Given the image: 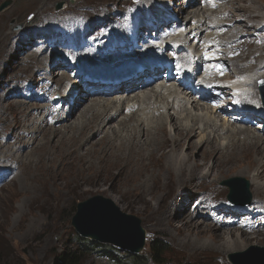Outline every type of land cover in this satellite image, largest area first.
<instances>
[{
	"label": "bare ground",
	"instance_id": "bare-ground-1",
	"mask_svg": "<svg viewBox=\"0 0 264 264\" xmlns=\"http://www.w3.org/2000/svg\"><path fill=\"white\" fill-rule=\"evenodd\" d=\"M25 1L28 3L35 0ZM41 1L46 2L45 0ZM78 1L79 5L72 8L67 7L60 13L50 11V6L32 12L33 16H39L38 22H42V24L38 28H34V24H30L31 28L28 34L16 31L7 33L9 34V41H7L10 42L8 45L10 53L13 52L16 56L14 60H17H13L14 62L12 59L9 60V53V55L6 54L7 63L12 61L11 66L20 65V72L23 75L31 73L27 76V79L32 81L26 83L28 90L39 82L46 81L49 84V89L57 91L62 97L59 101H52L27 95L25 97H28V100L17 101L15 106L3 107V104L12 103H4V100L15 94H20L16 84L21 80L14 81L13 78L5 80L4 86L11 81V86L16 88L12 93L11 89L1 93L3 89L0 85V108L11 110L14 118V122L9 125L8 133L5 136L6 145L16 146L14 155H11L9 151L6 156L0 155V190L11 184L19 172L24 169L26 153L36 152L37 154V151L45 147L39 144L38 139L34 137L36 133L37 137L44 136L49 146L51 145L50 139L55 138L54 130L58 131L64 128L67 132L59 131L61 135H65L64 140L58 141L59 146L63 147L65 143L75 140L79 142L76 145H84L89 137H93L94 141L100 143V145L93 143L89 146L90 148L85 145L77 149L76 155L81 156V149L89 148V152L83 154L82 157L83 159L88 157V160L92 161L87 168H79L76 171L82 184L87 183L85 174L90 171L92 176L94 175L93 184L97 186V189H103V186L110 183V179L112 185L106 189H117V193L124 198L129 196L127 194H130V191H139L141 195H150V183L158 189L159 178L162 179L161 177L166 174H168L167 180L170 178L178 185L185 180L188 182L192 171H196L211 159L209 158L211 155L203 153L193 156L200 149L208 150V152L210 150L212 155L221 158L220 161L218 160L219 164L212 163L207 174L212 168H223V173L228 175L234 172L239 175L243 174L250 179L256 195L263 192L264 127L261 131H257V129L254 130L252 127L242 124L248 120L253 122L264 119V108H261L255 91L258 80L264 79V3L262 0L259 3L255 0H212V2L209 0H187L184 3L180 1L176 3V0H139L135 5H131L128 0ZM92 2L95 5H92ZM57 3L54 4V11ZM127 7H131L130 14L126 11ZM102 10L110 16L107 33L103 38L106 44L100 41L102 39H99L102 49L89 52L90 48H97V45L89 38L87 26L99 19L97 13ZM71 15L75 18L71 22L75 32L67 31L68 34L73 33V37H70L67 42H61L65 46L63 53L40 47L43 44L40 38L46 39L40 36L41 31L52 26L64 30L67 28V19ZM194 18L197 19L196 27L189 28L188 31L185 30ZM150 28L159 34L163 32L157 40L163 42L161 50L148 40L147 35ZM82 30H84L83 33ZM192 31H196L195 35L190 34ZM170 36H174V39L167 40ZM192 39L197 40L198 43L205 41L207 50L204 52L211 49L213 50L212 55L203 60V52H198L196 48L192 49V53H188L189 51H186L185 48L191 46L189 43ZM6 48L4 44L2 49ZM180 49L183 50L180 51ZM168 50L173 51L174 54L172 53V58L167 64H151L150 67H146L143 69L144 71L135 75L96 83L82 81L78 76L73 81V78L66 76L72 69H75L78 75L81 74V69L101 73L112 66L129 63L128 59L135 61L148 55L159 58L168 54ZM18 55L20 56L18 57ZM55 56L59 57L58 61L48 63L49 59L51 60ZM18 58L21 61H18ZM174 62H177L176 68ZM205 62H210L214 66L205 67ZM58 64L67 73L66 71L60 72L62 76L56 79L53 69ZM190 66H193L194 71L203 69L199 78L193 74L189 80L181 78L174 83L175 78L171 74L166 82L155 85L161 81L162 73H170L171 70H174L182 76L184 72H187L185 71L186 67ZM9 71L11 70L9 69ZM3 74L0 70V79L3 78ZM58 82L60 85L57 88L55 84ZM195 86L199 88L194 89ZM78 88L83 92L76 93ZM250 88H252L251 91H249ZM121 90L129 92L126 95L127 98H118L125 94L120 93ZM31 99L41 104L37 112H34L32 107L29 108V104L30 106L34 105L30 103ZM77 100L81 102L78 103ZM129 103H131L130 106ZM0 112L3 111L0 110ZM64 112H67L66 118L61 116ZM234 114L242 116L241 122L238 121L239 117H235ZM132 117L134 118L133 123L130 124L129 121ZM6 121L8 122V120ZM168 128L173 131V136L169 137ZM159 136H162L163 140L165 139L167 143L165 147H156L160 142L158 141ZM195 137L198 139L193 141L192 139ZM208 143L214 144V147L208 148ZM184 145H186L185 152L180 151ZM247 146L258 148L259 152L263 154V161L259 162L256 155L248 154L250 148H246ZM145 148H152L148 160L145 158L148 161V169L141 171L146 169L141 166L140 170L132 169L131 165L135 159L138 160L136 167L143 161L142 155L143 152H146L143 151ZM219 150L224 151L219 152ZM243 150H245L244 157L253 156L252 160L246 163L244 170L242 167H236V169L235 166L227 167L231 164L244 162L245 158L240 161L243 156L236 157L232 160L233 162L229 160V156L237 155ZM229 153L231 154L228 155ZM135 155H138V158H135ZM157 155H161L160 168L151 171V165H154L152 159ZM191 158L195 160L191 161ZM254 158H256L255 161ZM102 159L104 160L103 164H101L102 162L99 164L98 162ZM30 163H26V165H30ZM53 163H55L54 159H47L44 162L45 166H50ZM55 166L51 167L52 171ZM226 167L227 169H225ZM62 169L64 168L60 167L56 172ZM185 171L188 174L184 173ZM142 174H147V176L139 180L137 176ZM133 175H136L134 184L131 181ZM120 178L123 179L121 185H119ZM114 179H117V182H114ZM45 180L27 183L26 187H22L25 189L24 192L27 191V194L30 195L27 199L38 196L37 189L39 186L45 187ZM196 181L199 182L200 179ZM198 187H196L191 201L184 199L187 201L179 204L180 207L187 208L185 215L190 221L183 215L181 216V208L180 217L175 215L176 213L172 212L174 206L170 203L168 212L166 211L168 218L170 217L166 224L168 228L173 229L174 219L177 217L185 224L191 223L192 228L197 230L196 236L204 235L210 228L192 221L204 222L210 225L215 232H222L225 229V231H236L238 234L235 235L224 234L225 238L223 239L225 241L227 239L229 242L222 244L225 246L224 249L227 248L226 250H230V252L236 251L240 246L242 248L249 242L250 238L243 237L242 234L264 235V201L256 199L253 202L254 196H251L249 205L235 209L226 204L218 189L219 193L215 194L211 190V195L207 199H201L197 194ZM189 188H191V184ZM129 189L132 190L129 191ZM181 195L184 193L182 192ZM180 198H176L175 201ZM140 199L143 200V198ZM156 211L158 212V210ZM219 212H226L234 219L226 214L217 217ZM239 213H245L246 219L242 221L238 219ZM193 245L196 246L197 243L193 242ZM219 261L226 264L223 258Z\"/></svg>",
	"mask_w": 264,
	"mask_h": 264
},
{
	"label": "rangeland",
	"instance_id": "rangeland-1",
	"mask_svg": "<svg viewBox=\"0 0 264 264\" xmlns=\"http://www.w3.org/2000/svg\"><path fill=\"white\" fill-rule=\"evenodd\" d=\"M4 1L5 0H0V5ZM10 1L11 4L0 13V53H1L0 70L4 73L3 78L0 79V85L1 88L3 89L1 93L6 92L7 89H11L10 92L12 93V91L16 89L11 86V81L9 82L8 85L4 86L5 82L8 81L10 78H13L14 81L21 80L22 82L20 81L17 82L16 84V87L20 94H15L11 98L9 97L6 100H4L3 101L4 103L6 102H12V103L3 104V107H9L10 105L15 106L17 105L15 104L17 101L24 99L25 101L28 100V97L27 98L25 97L27 95H32L36 98H41L45 100L59 101L62 95H60L57 91L53 89H49V84L46 81H41L28 90V86L26 83H31L32 81L27 79V76L31 75V73H29V75H23L20 72L21 71L20 65L11 66L12 61L14 60V58H16V56L15 54H13V52L10 53V46H8L10 44V42H8L9 34L10 32H15V31L25 32L26 34H28L29 29L31 28L30 24H34L33 27L38 28L42 24V22L40 23L38 22L39 16L36 17L33 16L32 12L34 11L50 6V11H52L53 13H60L62 10L66 9L67 7L72 8L76 5H79L80 2L78 0H73L74 2L73 4H71L70 3L71 0H53V2L50 3H49L50 0H45L46 2H43L41 0H35L33 2H28V3L25 0L24 1L10 0ZM138 1L139 0H135V1L128 0V2H130L131 5L137 4ZM178 1L184 3L187 0H176V3ZM255 1L257 3L261 2V0H255ZM55 2L63 3V8L57 12L53 10ZM262 3H264V0H262ZM91 4L95 5V3L93 2ZM126 11L127 13L130 14L131 7H127ZM97 14L99 15V19L89 23L87 26V28L89 29L88 30L89 38L95 41V44L97 45V48L94 47L90 48L89 52L93 50L94 51L99 50L100 48L102 49V46L99 43V39H102L100 41L104 42L103 38L105 37L108 29V19L110 18V16H108V13L102 10L99 11ZM74 19L75 18L73 17V15L68 17L67 28H65L64 30H62L60 27H55V26L42 30L40 36L46 39L40 38V41H43V44L40 47H44L49 51L63 53V50H65V46L62 45L61 42H67L70 37H73V33L68 34L67 31L75 32L73 31L74 26L71 24V22ZM196 20L197 19L195 18L192 19L191 23L188 24L185 30L193 27L195 28ZM83 32L84 30H82V33ZM162 33L159 34V32L157 31L153 32V29L150 28L148 30V35H147L148 40L156 44L159 50L163 48V42L161 41L159 42L157 40H159V36L162 35ZM195 33L196 31H192L190 34L195 35ZM3 34L5 35L4 38H3L4 36ZM205 36L206 33L204 34V37ZM173 37L174 36H170L169 38H167V40H173L174 39ZM2 38L3 40L4 39L5 40L3 41ZM190 43L189 45H191L190 46L191 48L188 45L189 48H185L186 51H189L188 53H192V49L196 48L198 52H203V60H206L213 53V50L211 49L208 50V52H204L205 50H207V48L205 47L206 46L205 41L198 43L197 40L192 39ZM4 44L7 47L6 49H2L4 48ZM104 44H106V42H104ZM181 50L183 49H180V51ZM9 53H10L9 60L12 59V61H10V63H7L6 56L9 55ZM167 53L168 54L170 53L171 55L166 54L164 56H160L159 58H155L153 55L152 56L148 55L143 58H139L135 61L128 59L127 61L129 63L125 65L120 64L119 66L118 65L112 66L108 70H104L103 72L101 71V73L99 71H91V70H83V69H81L82 71L81 74L79 75L75 69L69 70L67 73V71L65 69L63 70V68L59 64L54 67L53 72H54V77L56 79L62 76L60 72L66 71L67 73L66 76L68 78H73V81L77 79L76 76H78L82 81H86L88 83L115 80L118 77L129 76L133 74L135 75L137 73H140L146 67H150L151 64H156V63L167 64L169 59H171L172 55L174 54L173 51L170 52V50H168ZM19 56L20 55H18V57ZM42 57L44 58V56ZM58 59L59 57L55 56L51 60L49 59L48 63H56ZM14 61L17 60L15 59ZM18 61H21V59L18 58ZM176 65L177 62H174L175 68ZM204 66L213 67L214 65L211 64L210 62H205ZM9 69L11 71H9ZM185 71L187 72H184L182 76L178 75L177 71L174 70H171L170 73L169 72L162 73V78L160 79L161 81L159 83L155 82L156 83L155 85L157 86L160 83L166 82L169 76H171V74L172 77L175 78V82L174 80H172V82L174 83H176V81L181 78L182 79L185 78L186 80H189L190 76L193 74H195V76L199 78L203 72V69L194 71L193 66H190V67H186ZM71 73L73 74V76ZM148 77L152 78V76L149 75ZM55 85L58 88L60 82L56 83ZM198 88H199L198 86L194 87V89H198ZM255 89L258 95L261 108H264L258 94L257 83L255 85ZM251 90L252 88L249 89V91ZM79 92L81 93L83 92V90L78 88L76 90V93ZM120 93H125V94L118 96V98H122V97L127 98L126 95L129 92H125V90H121ZM94 94L96 95L98 93H94ZM76 102L80 103L81 101L77 100ZM30 103L34 105L30 106L29 104V108L32 107L34 112H37L41 104L33 99L30 100ZM130 104L131 103H129V106ZM124 107L127 106L124 105ZM0 110L3 111L0 112V155L6 156L9 153L11 155H14L16 153L14 151V148L16 146H7L5 141L6 140L5 136L8 133L9 125H11V123L14 122L12 111L3 108H0ZM66 113L67 112L62 113L61 116L66 118L67 117ZM234 116L239 117L238 121L241 122L240 119H242V116H240V114H234ZM133 119H134L133 117L130 119L129 121L130 124L133 123ZM6 120H8V122ZM242 124L252 127L254 130L257 129V131H261L264 127V119L262 121L255 120L253 122H251V120H248L246 121V123L243 122ZM59 131L67 132V130L64 128H61L58 131L54 130V132H56L55 138H53L52 134H50L53 138L50 139L51 141H49L51 144L49 145L50 147L47 145L48 141L44 139V136L37 137L38 135L36 133L34 137L38 139L39 144L44 145L45 147L37 151V154L36 152L26 153L24 158L26 160V162H24L25 165L24 169L19 172L18 176L11 184L6 186L4 189L2 188L0 190V264H61L62 255L64 254L69 255L79 246L77 245L78 240L76 237L78 236V234L74 231L73 227L71 226L72 219L77 214V205L94 196H101L105 199L112 201V203L115 205L116 208H118L120 212L127 215H132L141 221L140 226L145 231V246L143 251L139 254L140 256L143 257L149 254V245L152 240L162 239L163 241H165L168 244V252L163 257L162 264H222L219 261L222 258L226 264H231L228 261L227 258L228 256L245 252L250 246H253L255 248L264 247V235L248 236L242 234L243 237L247 236L248 238H250L249 242L243 245L242 248L241 246L238 247L236 251H232V252H230V250L227 251L226 250L227 248L224 249L225 246L223 244L229 241L227 239L226 241L225 239H223L225 238L224 234L232 233L235 235L238 233L236 231L234 232L228 230L225 231L226 229L222 230V232L221 231L215 232V230L212 229L210 225H207L206 223L201 221L199 222L192 221V222L200 223L205 227L208 226L210 228V230L207 231V233H205L204 235L202 234L196 236L195 234L197 233V230H194V228H192L193 226L191 225V223L185 224L184 222H181L182 220L180 221L179 218L177 217H175L176 219H174L173 229L167 227L166 224L170 220V217L168 218L167 215L170 203L172 206H174L172 207L173 208L172 212L174 214L176 213L175 215H179L181 212L182 213L181 216L183 215L184 217H186L185 211H187V208L185 209L184 206L180 207L179 204L183 201H187L184 199H188L189 201H191V199H193L191 197L194 196V191L198 186L199 187L197 188L198 189L197 194L201 199H207V197L211 195V190L214 191L215 194L219 193L218 190H220L221 196L226 202V204H228L229 207L236 209V207H242V206H237V205L235 206L227 201L226 195L228 193V189L224 186H221V183L228 179L242 178L248 181L249 183L250 195L252 197L254 196L253 202L256 199L257 201L260 200L264 201V191L261 193H257L256 195L250 183L251 181L246 175L243 174L239 175L236 172L229 175L224 174L223 168L220 169L212 168L210 173L207 174L209 168L212 167V163L219 164L218 162L221 160L219 156L212 155L213 153L210 150L209 152L208 150H205L206 151L205 152L204 150L202 151V149H200L195 152L193 156L197 154L202 155L203 153L204 155H208V156L211 155L209 156V158L211 159H209L207 163L204 164L205 166L203 165L200 168H198L196 171H192V174L188 182L187 180H185V182L178 185L176 181H172L170 178H169L170 180L169 182V180L166 179L168 174H166L163 177H161L162 179L159 178L160 182L158 183V189H156V186H154V184L150 183V191H149L150 195H145V194L141 195L139 191L133 192L130 191L132 189H129L130 194H127L126 192V194L129 196L127 198H124L117 193V189H106L109 188V185H112L110 179H109L110 183H108L107 185L105 184L106 186H103V189H97V186L93 184L95 180L94 175L92 176V173L90 171L85 174L87 176V178L85 179L87 180L86 181L87 183L85 184H82L80 176L76 173V171L79 168H87L88 166L91 165L92 161L88 160V157L87 158L84 157L83 159L82 155L89 152V148H90L89 146H91L93 143L96 145H100V143L98 144L96 141H94L93 137L92 138L89 137L87 143L86 144L83 143L84 145H76V143L79 142L75 140L74 142L65 143L66 146L64 145L62 147L58 145V141L64 140L65 135H61ZM168 135L169 137L174 135L173 131H170L169 128H168ZM197 139L198 138L195 137L192 140L196 141ZM158 141H160L159 144L160 143L161 144L160 145L157 144L156 147L162 148L165 147L167 144L165 139L163 140L162 136L158 137ZM85 145H87L89 148L88 149L87 147L86 149L82 148L81 149L82 152L80 151L81 156H79V154L76 155L77 149L80 146H85ZM185 147L186 145L181 147L180 151L185 152L186 149ZM212 147H214V144L208 143V148L211 149ZM246 148H250V152H248V154L252 153L253 156L256 155V157L259 158V159L257 158L259 162L263 161L262 155L264 153L262 154V152H259L258 148L255 149L252 146H247ZM151 150L152 148L143 149V151L147 152V153L143 152L142 155L143 161L140 163L138 167H136V162L138 160L135 159L131 165L132 169H136V168L139 169L141 166L142 168H146L145 170H141V171H146L148 169L147 160L151 154ZM245 150H243L241 153L237 155L229 156V160L233 162L232 160H234L236 157L241 158L243 154H245L244 153ZM166 151H169V149H166ZM223 151L224 150L222 151L219 150V152H223ZM230 154L231 153H229L228 155ZM253 156L252 155H250L249 157L243 156L240 159V161H242L245 158L244 162H239L238 164L234 163L235 165L231 164L228 165L227 167L235 166L234 167L235 169L236 167L237 168L242 167V169L244 170L246 163H248L249 160H252ZM160 157L161 155L160 156L157 155L154 159H152L154 160V163L152 161V164L154 165H151L152 167L151 171L156 168H160L159 166V164H161V161L159 160L161 159ZM135 158H138V155H135ZM145 158H147V160ZM193 158H191V161L195 160ZM47 159H54L55 163L51 164L50 166H45L44 162ZM253 160L255 161L256 158H254ZM103 161L104 160L102 159L98 163L100 164L102 162L101 164H103ZM33 162H35L36 164ZM26 163H30V165H26ZM54 165L56 166L52 171L51 167ZM60 167L64 169L56 172ZM227 167L225 169H227ZM184 173L188 174L187 171H185ZM204 174L207 175L204 176ZM146 176L147 174H142L137 177L139 180H142ZM203 177H207V178H203ZM135 178L136 175L131 176V181L133 182V184ZM44 179H46L45 187L44 188L40 186L38 187L37 189L38 196H36L33 199L32 197H29L30 199H27V197L30 195L27 194V191L24 192L25 189H23L24 187H26V184L34 183V181L35 182L42 181ZM197 179H200V181L197 182L196 181ZM114 182H117V179H114ZM122 182L123 179L120 178L119 185H121ZM190 184H191V188H189ZM209 186H213V187H209ZM182 192L184 193V195H181ZM178 197L181 198L175 201V199ZM140 198H143L144 201L143 200L141 201ZM223 204L224 206H226L225 203ZM120 205L121 207H119ZM156 210H158V212ZM222 214H226L228 217L233 218L226 212L217 213V217L222 216ZM245 217H246L245 213L238 214V219H240L241 221L243 219H246ZM186 219L189 220L188 217H186ZM158 221L160 222V224ZM193 242H196L197 245L196 246L193 245ZM114 249L117 250L118 252L117 255L121 256L119 259V263L108 260L105 256H103V254H101V252L99 253L97 251H94L91 253L87 252V254H84L79 264H129L127 259L125 258L126 251H120L119 249L116 248ZM147 264H152V263L149 262Z\"/></svg>",
	"mask_w": 264,
	"mask_h": 264
},
{
	"label": "water",
	"instance_id": "water-1",
	"mask_svg": "<svg viewBox=\"0 0 264 264\" xmlns=\"http://www.w3.org/2000/svg\"><path fill=\"white\" fill-rule=\"evenodd\" d=\"M73 2V0L70 1L71 4ZM10 4V0H5L0 5V13ZM62 8L63 3H57L55 11ZM262 82L264 79L258 81V91L264 105V83ZM221 186L228 189L226 199L230 204L235 206L250 204L248 181L242 178L228 179L222 182ZM140 225L141 221L138 218L120 212L112 201L101 196H94L79 203L77 214L71 223L80 237L111 245L133 255H139L145 246V231ZM227 258L231 264H264V247L250 246L245 252Z\"/></svg>",
	"mask_w": 264,
	"mask_h": 264
},
{
	"label": "trees",
	"instance_id": "trees-1",
	"mask_svg": "<svg viewBox=\"0 0 264 264\" xmlns=\"http://www.w3.org/2000/svg\"><path fill=\"white\" fill-rule=\"evenodd\" d=\"M77 237V245L73 252L69 255H62L61 264H79L80 260L84 254L87 252H101L103 256H105L108 260L119 263V259L121 256L117 255L118 252L111 245L101 244L94 241H89L88 239L81 238L79 235ZM168 252V244L162 239L152 240L149 245V254L146 256L133 255L126 252L125 258L127 259L129 264H162L163 257ZM119 256V257H118ZM79 257V258H78Z\"/></svg>",
	"mask_w": 264,
	"mask_h": 264
},
{
	"label": "snow or ice",
	"instance_id": "snow-or-ice-1",
	"mask_svg": "<svg viewBox=\"0 0 264 264\" xmlns=\"http://www.w3.org/2000/svg\"><path fill=\"white\" fill-rule=\"evenodd\" d=\"M209 2H212V0H209ZM213 6H214V4H213ZM262 83H264V82H262Z\"/></svg>",
	"mask_w": 264,
	"mask_h": 264
}]
</instances>
